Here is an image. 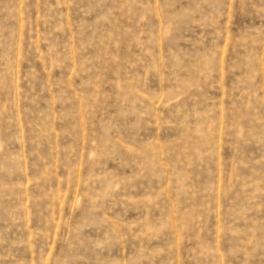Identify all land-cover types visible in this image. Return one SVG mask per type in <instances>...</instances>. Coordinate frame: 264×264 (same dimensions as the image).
I'll return each instance as SVG.
<instances>
[{
	"label": "rangeland",
	"instance_id": "374dc122",
	"mask_svg": "<svg viewBox=\"0 0 264 264\" xmlns=\"http://www.w3.org/2000/svg\"><path fill=\"white\" fill-rule=\"evenodd\" d=\"M0 264H264V0H0Z\"/></svg>",
	"mask_w": 264,
	"mask_h": 264
}]
</instances>
